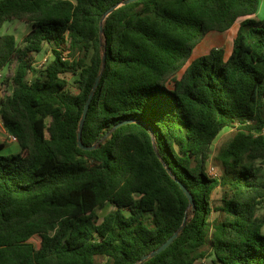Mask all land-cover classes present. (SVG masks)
Returning a JSON list of instances; mask_svg holds the SVG:
<instances>
[{"label":"trees","instance_id":"1","mask_svg":"<svg viewBox=\"0 0 264 264\" xmlns=\"http://www.w3.org/2000/svg\"><path fill=\"white\" fill-rule=\"evenodd\" d=\"M122 1L0 0V24L23 17L31 26L24 46L0 37V71L17 64L0 115L19 146L0 145V264H196L206 246L212 264H264L260 0H137L102 22ZM241 19L228 58L212 47L191 60L209 33ZM104 54L82 132L95 148L84 150L80 123ZM226 128L237 131L214 158V178L206 165ZM216 188L222 204L213 208ZM107 204L114 209L100 220ZM215 209L221 219L211 224ZM186 215L174 242L141 262Z\"/></svg>","mask_w":264,"mask_h":264},{"label":"rangeland","instance_id":"2","mask_svg":"<svg viewBox=\"0 0 264 264\" xmlns=\"http://www.w3.org/2000/svg\"><path fill=\"white\" fill-rule=\"evenodd\" d=\"M76 1V0H72ZM264 17V0H260V5H259V10L257 14L254 16L256 19H263ZM242 21L239 20L229 31L225 33H218V32H211L209 33L194 49V52L192 54L191 60L194 58L201 56L203 54H206L212 47H218V48H223L225 50V57L228 58L233 50V41L234 37L237 33V29L240 25V22ZM31 29V26L26 22V20L21 17V18H13L11 20H5L0 24V37H3L5 35H13L16 38L17 44L19 46H24L25 45V38L29 34ZM50 56V59L52 58V51L51 47L47 45L43 52L38 54L36 56V62L40 63L42 58L44 56ZM189 64V63H188ZM16 62L11 63L8 67L4 69V75H5V80L2 88V92L0 95V104L2 101H6L13 93V77L15 75L16 71ZM183 72V71H182ZM38 74H30L29 75V80L32 81L35 79V77ZM69 81L71 82L72 86V92L74 94L78 93V86L75 84V76L72 75L71 73L66 75ZM50 122V120L48 121ZM3 129H6L5 126L0 125V130L3 131ZM236 128H226L221 132V134L218 136L216 141L213 144L212 148V154L209 162L206 165V172L209 174V170L211 167H214L218 169L221 173V168L214 159L217 153L220 151L221 148H223L225 145L229 143V141L234 137L236 133ZM8 132V131H7ZM255 170L256 173L259 177L260 181H264V163L261 161H257L255 163ZM222 195L223 192L221 188H216L212 195H211V205L213 208H216L217 206H220L222 204ZM113 206L111 204H107L103 208L99 209L97 211V214L100 218V220H103V218L109 214L113 210ZM258 215L264 214V204L259 208L258 210ZM221 219V215L218 211L213 210L210 221L211 224H213L214 220ZM264 231V228H263ZM32 242L39 247L40 246V238L38 236H35L32 238ZM210 246H206L204 248V251L208 253L207 257L203 260L197 261L196 264H212L213 262V257L210 256ZM100 264L105 262L104 258H99L97 260Z\"/></svg>","mask_w":264,"mask_h":264},{"label":"water","instance_id":"3","mask_svg":"<svg viewBox=\"0 0 264 264\" xmlns=\"http://www.w3.org/2000/svg\"><path fill=\"white\" fill-rule=\"evenodd\" d=\"M137 0H126V1H122V2H119L118 4H116L115 6H113L112 8H110L106 14L104 15V18L102 20V22L110 15L112 14L114 11H116L118 8L124 6V5H127L129 3H132V2H135ZM101 31L103 32V25H101ZM105 65H106V54H104V59H103V69H102V72L100 74V76L97 78L96 80V83L94 85V88H93V92L90 94V97L88 98L87 102H86V105H85V108H84V112H83V117H82V120H81V123H80V128H79V135H78V143H79V146L84 149V150H92L93 148H95L94 146L93 147H87L84 145L83 143V139H82V132H83V127H84V123H85V120L87 118V114H88V111L90 109V106H91V103H92V100H93V96H94V93L95 91L97 90L98 86H99V83H100V77L103 73V70L105 68ZM156 148V146H155ZM180 186L181 188L183 189V191L185 192V194L188 196L189 200H190V206L192 208L195 207V201H194V197L193 195L188 191V189L182 185L180 183ZM186 222H187V215L185 216V219L183 221V224L181 225V227L179 228V230L171 237L169 238L162 246H160L157 250L153 251L151 254L143 257L140 261H145L147 260L148 258L150 257H154L156 255H158L159 253L163 252L164 250H166L173 242L174 240L178 237L179 235V232L185 227L186 225Z\"/></svg>","mask_w":264,"mask_h":264},{"label":"built area","instance_id":"4","mask_svg":"<svg viewBox=\"0 0 264 264\" xmlns=\"http://www.w3.org/2000/svg\"><path fill=\"white\" fill-rule=\"evenodd\" d=\"M50 61V56L46 55L42 58V60L40 61V63H37L36 62V66L38 68H45L48 63ZM4 80H5V75H4V71H0V95H1V92H2V88H3V84H4ZM0 125H3V120H2V117L0 115ZM10 139L13 141V142H17V138L13 135H10ZM209 175L214 177V178H218L220 177V171L214 167H211L210 170H209Z\"/></svg>","mask_w":264,"mask_h":264},{"label":"crops","instance_id":"5","mask_svg":"<svg viewBox=\"0 0 264 264\" xmlns=\"http://www.w3.org/2000/svg\"><path fill=\"white\" fill-rule=\"evenodd\" d=\"M1 144L4 145V151L7 153H16L19 151L18 144L10 139V134L6 129H3V131L0 130V145Z\"/></svg>","mask_w":264,"mask_h":264}]
</instances>
